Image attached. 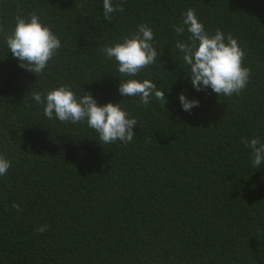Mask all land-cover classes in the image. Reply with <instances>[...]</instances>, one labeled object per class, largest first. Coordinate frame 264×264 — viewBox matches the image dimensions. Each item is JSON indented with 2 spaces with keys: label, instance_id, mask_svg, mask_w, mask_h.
Instances as JSON below:
<instances>
[{
  "label": "trees",
  "instance_id": "trees-1",
  "mask_svg": "<svg viewBox=\"0 0 264 264\" xmlns=\"http://www.w3.org/2000/svg\"><path fill=\"white\" fill-rule=\"evenodd\" d=\"M0 0V264H264V163L243 139L264 142V0ZM206 32L230 34L251 70L239 95L197 91L177 40L186 11ZM35 13L61 48L36 76L5 35ZM147 24L156 63L134 77L102 49ZM149 79L154 97L119 93L120 79ZM67 85L135 118L133 140L103 143L87 122L49 120L33 92ZM199 106L183 110L179 94ZM13 202L20 210L12 208ZM47 225L43 233L37 231Z\"/></svg>",
  "mask_w": 264,
  "mask_h": 264
},
{
  "label": "clouds",
  "instance_id": "clouds-1",
  "mask_svg": "<svg viewBox=\"0 0 264 264\" xmlns=\"http://www.w3.org/2000/svg\"><path fill=\"white\" fill-rule=\"evenodd\" d=\"M123 11V3L113 6L112 0H103V15L106 20L112 19V13ZM14 19V29L4 37L6 45L21 68L38 76L61 48V42L47 25L41 23L40 17L35 13L26 18L17 15ZM185 26L190 33L188 41L177 40L175 46L183 54V63L189 68L187 73L192 86L197 91L211 88L219 96L239 95L249 82L251 70L243 66L245 52L238 41L230 34L225 38V34L219 29L210 35L192 8L184 14L182 24L174 26L177 35L184 33ZM153 39L151 28L147 24H140L135 34L123 36V42L105 46L102 51L108 59L116 61L120 74L134 77L141 69L156 63L158 53L152 44ZM118 90L125 97L138 96L139 103L143 106H147L153 97L161 101L164 107L168 103L164 90L149 79H144L143 82L134 78L120 79ZM32 97L38 105L43 106L44 115L49 120L55 116L61 122L70 121L73 124L86 121L88 127L99 134L103 143L117 140L128 143L135 135L133 126L137 125V120L129 118L120 103L99 105L89 92L77 98L67 85L46 93L33 92ZM178 98L186 112L199 106L198 100L188 99L183 92ZM243 143L251 150L254 167L264 163V142L257 137L250 141L244 138ZM9 167L10 161L0 156V176L5 175ZM12 208L19 211L20 205L13 202ZM47 227L42 225L37 231L43 233Z\"/></svg>",
  "mask_w": 264,
  "mask_h": 264
}]
</instances>
